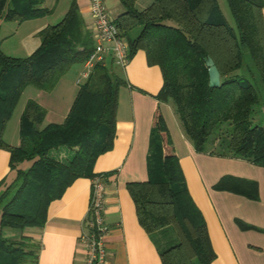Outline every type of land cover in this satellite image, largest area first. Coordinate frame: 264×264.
<instances>
[{"label": "trees", "instance_id": "trees-1", "mask_svg": "<svg viewBox=\"0 0 264 264\" xmlns=\"http://www.w3.org/2000/svg\"><path fill=\"white\" fill-rule=\"evenodd\" d=\"M135 1L119 0L122 9L114 16L127 40L128 57L143 49L147 63L160 67L162 84L154 97L172 103L194 151L264 167V129L251 123L264 86L263 0H225L234 27L216 0H150L143 8ZM52 10L44 0H0V21H22ZM38 36L37 47L24 56L0 47V148L9 152L14 171L8 183L0 181V264H37L39 243L23 230L42 227L50 202L76 178L106 181L116 172L93 171L96 158L112 148L118 90L126 83L111 55L96 62L78 83L62 122L43 125L46 109L30 97L20 113L19 144L4 140L5 125L24 87L52 89L72 63H83L94 45L77 0H70L64 15L43 26ZM244 54L250 65L244 64ZM205 56L218 70L216 86L207 83ZM24 161H30L27 168L19 166ZM146 172V180L129 181L125 187L161 264H209L215 253L205 221L158 112L149 132ZM212 188L257 198L256 182L248 179L223 175ZM235 223L241 230L255 229ZM4 227L20 233L4 236Z\"/></svg>", "mask_w": 264, "mask_h": 264}, {"label": "crops", "instance_id": "crops-1", "mask_svg": "<svg viewBox=\"0 0 264 264\" xmlns=\"http://www.w3.org/2000/svg\"><path fill=\"white\" fill-rule=\"evenodd\" d=\"M77 2L92 32L89 0ZM104 2L112 16L122 9L119 0ZM149 2L136 0L135 5L143 8ZM44 4L50 6L52 3L44 0ZM261 10L264 20V0ZM50 22L49 13L22 21L1 20V49L17 56L29 54L39 44L38 31ZM120 70L126 83L118 90L113 145L100 154L93 165L96 173L116 171L103 181L106 264H161L155 244L137 221L134 203L125 187L129 181H144L147 178L149 132L157 112L165 123L172 148L178 156L188 191L205 221L215 253L209 264H264V167L239 158L195 152L183 134L172 103L158 101L154 97L162 84L161 70L157 64L147 63L143 49H137ZM61 79L62 76L50 90L40 89V103L46 109L43 125L53 122L47 117L48 101ZM261 126L264 129V124ZM4 134L5 130L3 137ZM7 143L18 145L19 139ZM167 148L170 149V146ZM9 174H12L9 152L0 148V181ZM223 175L255 181L257 198L253 200L226 190L213 189L212 185ZM91 183L90 178H76L60 198L50 202L44 225L30 227V231L24 233L39 243L37 264H84L85 251L79 237L86 224ZM235 220L255 229L241 230ZM2 234L11 236L9 232Z\"/></svg>", "mask_w": 264, "mask_h": 264}, {"label": "built area", "instance_id": "built-area-1", "mask_svg": "<svg viewBox=\"0 0 264 264\" xmlns=\"http://www.w3.org/2000/svg\"><path fill=\"white\" fill-rule=\"evenodd\" d=\"M93 17V48L83 61V69L76 82H82L93 65L105 62V56L111 55L116 63L125 65L129 60L128 44L104 2L89 0ZM104 183L102 178L92 180L86 224L79 237L85 251L84 264H106L105 237L107 227L104 222Z\"/></svg>", "mask_w": 264, "mask_h": 264}, {"label": "rangeland", "instance_id": "rangeland-1", "mask_svg": "<svg viewBox=\"0 0 264 264\" xmlns=\"http://www.w3.org/2000/svg\"><path fill=\"white\" fill-rule=\"evenodd\" d=\"M52 1V2H51ZM68 1L70 0H47L53 10L49 13L52 22L58 21L65 13L68 7ZM56 2V3H55ZM221 13L223 14L226 21L234 27L233 18L229 12L228 6L225 0H216ZM114 15V12H113ZM117 15V14H116ZM8 22V21H7ZM137 30V29H135ZM134 31V30H133ZM134 33V32H133ZM132 34V33H131ZM244 64L250 65L247 55L244 54L243 56ZM122 67V65H120ZM119 66H116L118 69ZM83 68L82 62H74L72 63L69 68L65 71L62 75V79L60 83H58L53 91V95L50 96L48 104H49V113L47 115L48 119L53 120V122H62L66 116V111L68 105L71 104L77 87L78 83L75 82V78L79 76L80 71ZM260 99L259 103H256L253 107L251 112V123L263 125L264 124V86L260 87ZM31 97L36 99L40 102V88L35 87L34 85L28 84L24 87L22 93L20 94L15 107L12 111V115L10 116L9 120L5 125V134L4 140L6 142L17 141L19 139V113L21 112L26 100ZM258 120V121H257ZM30 164V161H24L23 163L19 164L22 168H27ZM11 175H14V171L12 174H9L3 181L8 183ZM30 227L25 228L23 233H28L30 231ZM169 233H171L172 237H175L173 229L169 226L167 227ZM2 233L9 232L11 237H16L19 235L20 231L14 228L4 227L1 229ZM168 238V237H167Z\"/></svg>", "mask_w": 264, "mask_h": 264}, {"label": "water", "instance_id": "water-1", "mask_svg": "<svg viewBox=\"0 0 264 264\" xmlns=\"http://www.w3.org/2000/svg\"><path fill=\"white\" fill-rule=\"evenodd\" d=\"M204 63L207 69L208 80L207 83L209 86H216L219 82V73L218 70L213 63L212 59L209 56H205Z\"/></svg>", "mask_w": 264, "mask_h": 264}]
</instances>
